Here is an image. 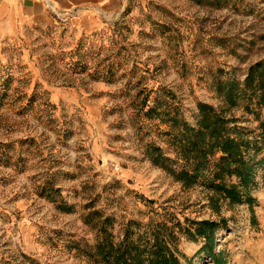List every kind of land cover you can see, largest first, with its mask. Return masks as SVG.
<instances>
[{"label": "rangeland", "instance_id": "obj_1", "mask_svg": "<svg viewBox=\"0 0 264 264\" xmlns=\"http://www.w3.org/2000/svg\"><path fill=\"white\" fill-rule=\"evenodd\" d=\"M47 13L0 30V264H108L97 249L106 218L115 243L166 225L183 264H214L212 249L227 264H264V162L253 202L237 204L177 180L148 148L182 169L174 138L196 126L199 102L262 146L264 104L230 107L220 83H243L264 61V0H95ZM205 220L219 223L212 246L193 235Z\"/></svg>", "mask_w": 264, "mask_h": 264}, {"label": "trees", "instance_id": "obj_2", "mask_svg": "<svg viewBox=\"0 0 264 264\" xmlns=\"http://www.w3.org/2000/svg\"><path fill=\"white\" fill-rule=\"evenodd\" d=\"M220 93H223L230 107L236 106L243 98H259L258 103L264 104V61L250 66L243 83L237 80L220 83ZM198 109L196 126L183 122L184 129L174 138L185 160L182 169L172 168V161L164 155L163 150L150 145L148 148L152 151L153 163L189 185L202 180L233 203H252L254 198L250 191L258 187V169L264 162V158L256 160L258 153L264 150V123L261 126L262 146L254 142L251 147V143L243 139L239 132L233 136L238 128L229 127L230 122L223 112L203 102L198 103ZM251 149L256 150L254 155L249 152ZM218 153L220 156L216 157ZM232 178L236 179L235 183L228 182ZM111 224L112 218H106L99 228L101 238L97 249L106 263L183 264L177 250L170 246V239L174 235L166 225L154 227L150 236H139L133 240L130 234H126L120 243H115L107 229V225ZM194 225L193 235L203 238L206 245L212 246L219 223L205 220ZM210 255L214 264H227L218 259L213 249Z\"/></svg>", "mask_w": 264, "mask_h": 264}, {"label": "crops", "instance_id": "obj_3", "mask_svg": "<svg viewBox=\"0 0 264 264\" xmlns=\"http://www.w3.org/2000/svg\"><path fill=\"white\" fill-rule=\"evenodd\" d=\"M93 1L95 0H0V30L5 29L8 34L9 28L15 26L19 17L25 21L44 22L50 5L61 13L70 14L74 13V7L92 5Z\"/></svg>", "mask_w": 264, "mask_h": 264}]
</instances>
